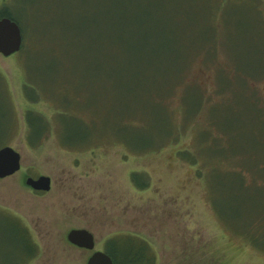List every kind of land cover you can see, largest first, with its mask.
I'll return each instance as SVG.
<instances>
[{
  "label": "rangeland",
  "instance_id": "rangeland-1",
  "mask_svg": "<svg viewBox=\"0 0 264 264\" xmlns=\"http://www.w3.org/2000/svg\"><path fill=\"white\" fill-rule=\"evenodd\" d=\"M242 1L165 0L176 55L158 66L111 56L109 47L122 48L123 42L107 38L110 23L117 28L118 21L107 17L109 0H55L57 8H51L53 0L37 1L42 37L36 39L52 48L55 38L59 56L48 49L45 57L0 55V148L10 146L21 156L19 171L0 178V211L15 214L33 231L39 254L31 264H86L117 232L148 240L157 264H264V251L230 230L217 213L235 226L264 219V192L242 189L237 177L209 174L217 173L222 155L245 156L249 169L239 166L237 156L221 169L243 173L246 183L260 180L250 167L264 164V125L246 98L264 110V0H253L263 24L253 7L234 4ZM20 8L17 2L10 7L15 13ZM79 15L89 20L93 35L105 36L104 57L96 52L98 58L79 59L66 52L92 38H67L74 20L69 16ZM204 48L215 55L192 56ZM248 78L254 79L246 93ZM199 95L202 106L193 114ZM27 111L50 123L36 143L28 140ZM216 128L226 132L232 147L223 153L202 146L197 152L200 132L219 137ZM174 147L193 153L196 166L181 153L172 156ZM135 172L148 178L147 187L134 185ZM40 175L51 179L48 192L25 184L28 176ZM72 229L92 233L94 248L72 245L66 237Z\"/></svg>",
  "mask_w": 264,
  "mask_h": 264
},
{
  "label": "trees",
  "instance_id": "trees-1",
  "mask_svg": "<svg viewBox=\"0 0 264 264\" xmlns=\"http://www.w3.org/2000/svg\"><path fill=\"white\" fill-rule=\"evenodd\" d=\"M37 1L41 0H4L0 6V17H8L19 25L23 36V45L20 52L25 58L28 59L29 56L45 57V49H48L53 57L54 52L57 50L56 55L59 56V49L61 47L55 38H53L52 48L47 44L42 43L46 40L36 39V36L42 37V35L38 33V30H36V20H38V22L41 21L35 15L36 10L34 12L35 6L38 3ZM16 2L21 5L20 13H15L10 9L11 5ZM228 3L229 2L224 3L221 13H223V9ZM234 4L250 5L254 9V14L259 16L260 22H263L260 11L259 13L257 12L256 6L253 4V0H243L241 3L239 2ZM109 5L111 9L108 10L107 17L113 21L118 19V21L115 24L117 28L112 27V23H110L111 25H109V31L111 34L107 38L115 39L121 43L123 42L122 48L119 46H115L113 48L112 45L109 47V51H114V54L111 55L113 58H117L118 61H120V55H122L126 59L125 62L129 64H132L133 62L140 64L143 61H147L153 66H158L161 65V60L169 59L170 57L176 55V51L174 50L170 40L171 31L168 27L169 20L165 18V0H109ZM51 8H57L55 0L51 2ZM153 8L156 12L153 11ZM125 12H127L128 16H130L129 20L126 22L123 20L127 16ZM69 17L74 20L72 21V26L69 29L72 35L67 36V38L74 39L76 37L86 35H90L92 38H89L88 44H83L71 49L65 48L66 52L72 53L73 58L79 59H86L88 57L98 58L96 52H99V54L104 57L106 55L107 48L100 44L101 36L103 35L99 37L98 34L93 35V33H91V28L88 23L89 20L86 17L81 15L76 16L75 18L72 16ZM146 23L150 24L146 25ZM104 38L105 36H103V39ZM81 40H86V38H81ZM131 43L133 45H130ZM209 51L210 50H206V48H204V50H195L192 56L199 52H201L204 57L205 52L206 56L215 55V52L211 51L210 53ZM129 64H125V66H129ZM25 69L27 71L28 78L30 69L26 66ZM252 79L254 78H248L246 81V93H248L247 88L249 87V83ZM236 88L237 87L235 85L232 89L236 90ZM29 89L31 91H38V88L36 86L32 87L31 84ZM228 90L230 89L224 90V92ZM166 97L167 95L160 98L159 101L161 100V102H163V99ZM250 97L251 96L246 98L256 107L258 110V116L256 118L264 125V110L259 108L258 104L253 102ZM199 98V106L193 114H196L202 106V98L200 95ZM33 99L36 100L39 98ZM25 121L29 131V142L36 143L43 136H46L49 133L50 123L43 115L37 114L33 111H27L25 114ZM173 126L171 136L173 131L175 132L174 122ZM218 132L220 133L219 137L213 136L210 130L200 132L199 137L202 136L204 139L201 144H195L197 152H199L202 146H212L213 148L223 151V153L227 152L228 148L232 147V142L224 130H218ZM32 136H34V139L31 138ZM178 153H181L182 156L189 161V164L196 166L197 158L193 153L190 154L189 150L175 147L172 148V156L175 157ZM235 156L239 157L240 160L238 164L242 167V169H249V167H247L245 156L243 154L235 153L229 157L222 155L221 157L216 158L218 159L216 161L217 165L214 167H216L215 170L217 173L209 174H218L222 178L225 176L237 177L239 178L242 189L254 188L258 191L260 190L264 192V175L262 173L264 170V164L261 161H257L254 166L250 167L254 170V174H257V177L260 178L258 181L254 180L251 183H246L245 175L232 168L229 169V171L227 170L226 173L225 171L223 172L225 169H221V167L225 168L227 166L226 164L232 165L235 163ZM219 161L223 164H219ZM224 164L226 166H223ZM139 176L143 179V182L141 183L137 181ZM197 176L201 177L199 172L197 173ZM131 181L136 187L142 189L147 187L149 184L148 178L144 177L142 173H133L131 175ZM217 210L218 209H216V211ZM218 212L221 217L219 214L218 216L230 230H233V232L238 234L239 237H243L254 248L264 251V219L247 220L241 225L235 226V223L226 217L224 213L219 210L217 213ZM0 218H2L0 219L1 221L5 220L4 223H6V226H0V264H31V262L35 260L39 254V246L34 238L33 231L13 213L4 214L0 211ZM103 244V251L112 259L113 264L158 263L157 253L152 244L134 232L114 233L107 236Z\"/></svg>",
  "mask_w": 264,
  "mask_h": 264
},
{
  "label": "water",
  "instance_id": "water-1",
  "mask_svg": "<svg viewBox=\"0 0 264 264\" xmlns=\"http://www.w3.org/2000/svg\"><path fill=\"white\" fill-rule=\"evenodd\" d=\"M23 36L19 25L8 17H0V55L7 57L21 50ZM21 167L20 154L10 146L0 148V178L13 175ZM27 186L35 191L47 192L51 188V179L40 175L37 178L27 177ZM67 240L83 249L92 250L94 236L86 229H72L67 233ZM86 264H113L112 259L103 251H94Z\"/></svg>",
  "mask_w": 264,
  "mask_h": 264
}]
</instances>
